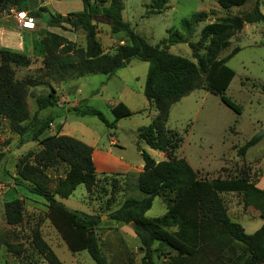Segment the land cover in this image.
<instances>
[{
	"label": "trees",
	"instance_id": "obj_1",
	"mask_svg": "<svg viewBox=\"0 0 264 264\" xmlns=\"http://www.w3.org/2000/svg\"><path fill=\"white\" fill-rule=\"evenodd\" d=\"M152 14H161L168 7V0H151ZM248 0H218L219 6L229 11L244 6ZM84 10L80 13L62 16L51 14L48 27H62L66 24L73 29L86 32V47L76 48L64 37L49 33L42 40L45 51L44 65L57 74V81L64 82L69 76L77 78L104 75L109 78L125 69L131 60L149 64L144 95L150 106L158 114L148 126L138 129V139L150 149L173 156L183 142L175 131L168 130L165 122L173 105L200 89L203 75L207 90L220 96L222 102L237 114L241 107L225 96L236 73L227 64L241 49L236 47L224 57L219 55L231 46V39L240 33L245 24L264 23L261 2L257 0L252 11L241 17H224L203 27L198 42L190 41L196 27L207 20V13L195 14L191 20H184L179 33L169 36L162 46H153L136 33L124 21L122 0H82ZM26 0H0V14L10 6L28 12L34 19H40L48 9L41 7L29 12ZM95 17L110 21L111 33L125 34L124 45L113 53H105L98 39ZM188 44L191 59L172 54L168 45ZM204 54H201V52ZM27 60L23 54L0 50V117L7 120L11 132L19 136V145L38 142L42 152L31 163L27 159L18 164L17 174L13 176L6 169L4 180L30 194L45 200L48 204L47 217L73 254L86 251L95 264H109L102 252L98 230L103 223L102 215L88 214L71 210L59 199H69L81 185L90 192L97 183L93 161L94 149L72 137L48 135L50 126L64 115L50 112L40 117L44 111L58 108L60 98L54 88L47 97H37V112L31 115L27 108L28 89L39 87L36 80L15 79L12 64ZM28 61V60H27ZM264 93V88H263ZM114 121L82 100L70 107L67 114L77 118L96 117L108 128H117V123L133 116L124 103L112 108ZM178 138L175 140V136ZM255 136L238 151L245 157L248 151L260 141ZM144 166L137 178V188L142 198L128 197L122 205L108 214V220L121 225L132 226L144 253L141 264H158L154 260V246L168 248L174 255H168L166 264H263L264 263V225L253 234H248L241 224L234 222L227 213L221 193L243 195L245 207H252L264 213V189H260L248 179L214 180L210 190L202 195L197 173L185 159L157 162L146 151L141 154ZM5 153L0 151V166ZM54 162L68 167L64 178L52 180L46 168ZM54 185V188L51 186ZM167 197V212L160 218L146 215L153 207L157 197ZM5 216L9 225L23 222V202L19 199L5 204ZM6 245L12 253L21 251L14 245L6 244L0 236V250ZM33 245L48 264H64L43 240L39 231L33 236Z\"/></svg>",
	"mask_w": 264,
	"mask_h": 264
},
{
	"label": "rangeland",
	"instance_id": "obj_2",
	"mask_svg": "<svg viewBox=\"0 0 264 264\" xmlns=\"http://www.w3.org/2000/svg\"><path fill=\"white\" fill-rule=\"evenodd\" d=\"M256 1L248 0L244 6L226 11L219 6L218 0H168L167 10L152 14L151 0H122L124 20L153 46H162L164 40L176 33L185 36L181 30L182 22L191 20L195 14L207 13L206 22L200 23L190 38L191 42L196 43L205 25L228 16L241 17L253 10ZM260 2L264 13V0ZM25 4L28 9L31 8L30 4ZM9 11L10 6L0 14V50L15 52L23 42L28 47V42L36 40L34 54H23L28 61L12 64L16 80H36L40 84L39 87L28 89L26 102L30 114L34 115L38 110L36 98L47 97L54 88L60 98L58 108L44 111L40 117L54 112L64 115L65 119L52 124L47 134L64 136L68 132L87 145L94 143L96 149L104 145L110 147L113 138L118 142L110 147L113 153L131 166L130 169L111 173L99 172L95 168V187L88 192L83 185L79 186L66 202L71 209L103 216L97 234L109 264H141L144 255L132 226H121L108 220V214L118 209L126 198L143 197L137 188V178L144 166L142 151H146L157 162L185 159L197 173L202 195L210 190L211 182L218 179H248L258 188L264 189V23L245 24L243 30L231 39V46L219 55V58H224L234 48L241 49L227 64L236 76L225 96L241 107L242 113L237 114L222 102L220 96L208 91L203 75L200 89L170 109L165 127L177 132L183 142L173 156H169L150 149L138 139V129L150 125L158 116L144 95L148 63L131 60L125 69L118 72V77L110 82L107 81L109 77L104 75L87 76L78 81L73 75L59 82L58 75L52 74L44 65L42 40L47 34L54 33L67 39L76 48H85L86 32L66 24L48 27L50 15L42 13L40 19L30 15L37 27L32 31L34 33L20 35L15 28L5 27L6 24L17 26ZM96 24L98 39L105 53H113L118 46L124 45V33L114 35L110 25ZM167 49L172 54L196 62L188 44L168 45ZM82 100H87L89 106L101 111L111 123L114 121L112 107L118 103L126 104L133 116L120 120L117 128L112 129L96 117L77 118L67 114L72 105L76 106ZM255 136H260L261 141L245 157H240L239 149ZM19 140V136L9 129L7 120L0 117V151L5 153L0 166V236L6 244L14 245L21 251L19 254L12 253L4 245L0 250V264H48L33 245V236L37 231L64 264H95L88 252L73 254L69 251L47 217L48 204L45 200L4 180L5 169L15 176L21 160L27 159L33 163L43 150L38 142L20 146ZM97 163L101 165L102 159ZM45 171L52 180H56L65 177L68 167L61 162H54ZM218 196L230 218L241 224L248 234L255 233L264 225V213L245 207L242 194L221 193ZM17 199L23 202V222L13 226L6 220L5 204ZM166 212L167 197L161 196L155 199L146 216L160 218ZM154 249V260L158 264H166V256L174 255L173 251L161 249L158 244Z\"/></svg>",
	"mask_w": 264,
	"mask_h": 264
},
{
	"label": "crops",
	"instance_id": "obj_3",
	"mask_svg": "<svg viewBox=\"0 0 264 264\" xmlns=\"http://www.w3.org/2000/svg\"><path fill=\"white\" fill-rule=\"evenodd\" d=\"M26 2H27V4L31 5V8L28 9L29 12H36V11H38L39 8L45 7L48 9V13H51V14L57 13V14H60L62 16H67L69 14L80 13L84 10V5H83L82 0H26ZM261 7H262V5H261ZM123 14H124V11L122 13V16H123ZM123 19H124V16H123ZM5 27L15 28L19 32L20 35L28 33V32L34 33L32 31H29V30L19 29L17 26L14 27L11 24H6ZM26 46H27L26 42H23L22 45H20L19 49H17L15 52L25 54L28 56H32L34 54V51H35L36 40L33 39V41L28 42V47H26ZM117 77H118V73L115 76L109 78L107 81L110 82L111 80L116 79ZM82 78H85V77H82ZM82 78H78L76 81H78L79 79H82ZM73 106H75V105H72L71 107H73ZM114 106L115 105H113V107ZM61 118H62V121H61V119H58L54 122V124H58V123L63 122L65 117H61ZM117 125H118V123H117ZM64 136L72 137V135L69 134L68 132H65ZM72 138H74V137H72ZM115 143H118V142L115 139L111 138L109 146L110 147L115 146ZM91 147L94 149L92 157H93V161H94L95 168L97 169V171L103 172V173H111V172L123 170L124 168H126V169L131 168V166H129L123 162L122 158L117 157L113 153V151L110 147H107L104 145V147H102L101 149H96V145L94 143L91 145ZM100 159H102V161H103V163L101 165L99 163H97V161L99 162ZM59 200L61 202H63L67 208H69V209L72 208V207H68L66 205V202L69 201V199H67V200L59 199ZM71 210H75V209H71ZM134 235L136 236L135 232H134ZM136 238H137V236H136Z\"/></svg>",
	"mask_w": 264,
	"mask_h": 264
},
{
	"label": "built area",
	"instance_id": "obj_4",
	"mask_svg": "<svg viewBox=\"0 0 264 264\" xmlns=\"http://www.w3.org/2000/svg\"><path fill=\"white\" fill-rule=\"evenodd\" d=\"M10 17L17 24L19 29L34 31L36 30V24L34 19L28 12L18 10L15 7L10 9Z\"/></svg>",
	"mask_w": 264,
	"mask_h": 264
},
{
	"label": "water",
	"instance_id": "obj_5",
	"mask_svg": "<svg viewBox=\"0 0 264 264\" xmlns=\"http://www.w3.org/2000/svg\"><path fill=\"white\" fill-rule=\"evenodd\" d=\"M94 21L96 23H103V24H107V25L110 24V21L108 19L103 18V17H95Z\"/></svg>",
	"mask_w": 264,
	"mask_h": 264
}]
</instances>
